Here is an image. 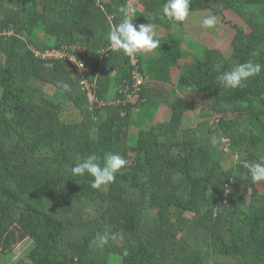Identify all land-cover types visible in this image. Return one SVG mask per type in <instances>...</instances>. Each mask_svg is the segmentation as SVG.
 <instances>
[{"label":"trees","instance_id":"16d2710c","mask_svg":"<svg viewBox=\"0 0 264 264\" xmlns=\"http://www.w3.org/2000/svg\"><path fill=\"white\" fill-rule=\"evenodd\" d=\"M131 1L0 0V252L20 236L31 246L16 264H264V181L244 167L264 159V70L237 89L217 79L264 65V0H191L190 13L242 18L226 50L173 31L185 21L163 16L167 0H138L136 18L168 31L157 54L103 55ZM62 46L89 66L93 104L75 66L37 54ZM179 90L204 98L194 126L183 127L196 106ZM163 104L170 117L153 121ZM132 131L152 144L140 169ZM106 153L128 161L114 183L72 175Z\"/></svg>","mask_w":264,"mask_h":264},{"label":"clouds","instance_id":"9594fccd","mask_svg":"<svg viewBox=\"0 0 264 264\" xmlns=\"http://www.w3.org/2000/svg\"><path fill=\"white\" fill-rule=\"evenodd\" d=\"M191 0H167L163 7V16L174 22H184L190 14ZM132 6H122L120 12L123 19L119 24L112 27L107 34L110 50L123 52L126 56L132 57L136 53H151L160 47V40L156 38L154 25L140 24L134 25L133 19L129 17L133 14ZM217 24L214 16L203 19L202 27L213 28ZM83 67V65H80ZM264 70V65L259 63L245 62L236 64L229 71L221 73L217 79L220 85L228 89H237L243 87L249 78L255 77ZM67 89L69 85L64 84ZM213 142H215L213 140ZM100 158L91 154L83 160L77 162L70 171L73 176L92 177L91 187L101 190L115 182L116 175L126 167L128 161L116 153H106L103 157V163H98ZM244 167L248 168L253 183L264 181V159L255 163H245ZM100 246L108 243L109 235L105 233L98 237Z\"/></svg>","mask_w":264,"mask_h":264},{"label":"rangeland","instance_id":"374dc122","mask_svg":"<svg viewBox=\"0 0 264 264\" xmlns=\"http://www.w3.org/2000/svg\"><path fill=\"white\" fill-rule=\"evenodd\" d=\"M139 3L137 0H132L130 2V6H137ZM209 16H214L217 20V24L213 28H204L202 27V21L203 17L199 18L197 15L190 16L192 18V21L190 22V19L187 18L186 24L184 26H176L174 27L173 31L181 33V35H184L188 42L190 43H203L208 45L210 48H219L221 50H226L228 46L230 45L234 35L237 32V29L235 28V24L240 25L242 23L241 17L239 14H237L236 11H234L232 8H226L224 12H222L220 15L213 13L212 11H209L207 13ZM136 17L134 13L129 17L130 19H133ZM205 17V18H206ZM203 18V19H202ZM194 20V21H193ZM132 23L134 25H140L142 22L140 19L136 18L132 20ZM244 24V23H243ZM156 31V37L160 38L163 35L167 34V30L161 26H154ZM187 47V45H185ZM193 48V46H191ZM80 51V50H79ZM156 53V49L151 53H142L144 55H152ZM178 72V71H177ZM178 74V73H177ZM177 77V76H176ZM161 85V84H160ZM159 84H156V87H160ZM49 91H53V87L49 86L47 88ZM180 91V90H179ZM184 97L188 98L195 104V109L191 111H187L184 116L183 120V127L188 126H194L200 121V112L203 108H206L204 98L202 95L197 91H189L179 92ZM136 100H132L131 102H135ZM75 109L73 107H70L69 112L75 113ZM68 112V113H69ZM171 111L168 105L163 104L160 109L157 112L156 120L153 121H163L170 117ZM135 133L138 131L134 128ZM133 131L131 132L132 143L137 142V138L135 137V133L133 134ZM225 142V141H223ZM138 148L136 151V159H137V166L139 169L143 166V160L147 156H150L152 153V144L148 141H139L137 142ZM228 150V147H226ZM229 151V150H228ZM237 159V156H235ZM18 241L16 239H12L9 241L3 251L0 252V264H16V262L22 258L26 257L30 246L31 241L29 239L24 238L23 240L20 239V236H18ZM3 254H6L9 257H4Z\"/></svg>","mask_w":264,"mask_h":264},{"label":"built area","instance_id":"2783aa9c","mask_svg":"<svg viewBox=\"0 0 264 264\" xmlns=\"http://www.w3.org/2000/svg\"><path fill=\"white\" fill-rule=\"evenodd\" d=\"M110 49V46H107L101 50V53L103 55H106ZM38 55H41L43 57H53V58H64L69 61V63L73 66L76 67L77 72L83 76V79L81 83L86 87L88 90V96L90 99L91 104H93L97 98L95 96L94 92V85H92L89 80L86 78L87 72L89 70V66L80 58L76 56L71 50L69 46H62L61 48L57 49H51L47 50L44 53L37 52ZM132 63L137 65V60L133 57ZM80 65H83V67H80ZM135 78L136 82L134 84V92L132 96L130 97L133 100H137L138 98V90H139V85L144 81V77L139 73L135 72ZM128 87V86H127Z\"/></svg>","mask_w":264,"mask_h":264},{"label":"crops","instance_id":"0c3cea01","mask_svg":"<svg viewBox=\"0 0 264 264\" xmlns=\"http://www.w3.org/2000/svg\"><path fill=\"white\" fill-rule=\"evenodd\" d=\"M220 1V0H219ZM223 1V0H222ZM137 2H138V0H137ZM139 3V2H138ZM132 7H134V8H137V9H139V10H142L143 9V7L141 6V4L139 3L137 6H132ZM226 8H230V7H225L223 10H222V12H224V10L226 9ZM209 12V10H204V11H194V12H191L190 14H189V18L188 19H190V22L192 21V18L190 17V16H192V15H197V17H199V18H201V17H203V18H205L208 14ZM222 12H220V13H218V15H220ZM202 18V19H203ZM133 19H136V17H134ZM187 20V19H186ZM141 21V20H140ZM194 21V20H193ZM241 21H242V23L241 24H243L244 22H243V20H242V18H241ZM142 22V21H141ZM186 22H188V21H185V24H186ZM142 24H149L148 22L147 23H143L142 22ZM152 25H156V26H158L157 24H153V23H151ZM184 24V25H185ZM163 36H165V35H163ZM163 36H161L160 38H162ZM157 38V37H156ZM160 38H157V39H160ZM157 52H158V48L156 49V53L155 54H157Z\"/></svg>","mask_w":264,"mask_h":264}]
</instances>
